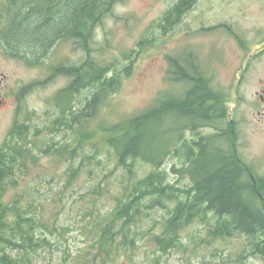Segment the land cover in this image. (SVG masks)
<instances>
[{"label": "trees", "instance_id": "1", "mask_svg": "<svg viewBox=\"0 0 264 264\" xmlns=\"http://www.w3.org/2000/svg\"><path fill=\"white\" fill-rule=\"evenodd\" d=\"M120 1H0V42L11 58L41 64L57 41L73 42L84 53L80 64L53 67L51 78L70 81L53 100L57 117L43 127L16 122L0 147V264H36L41 251L52 247L51 239L64 234L61 205L78 189L85 168L92 165L87 173L93 177L106 166L98 158L105 148L113 152L120 173H105L88 190L93 206L82 214L98 236L73 264H108L121 248L133 251L145 238L160 252L184 249L183 232L197 222L206 235L200 242L244 238L240 263L251 255L264 256V177L240 157L239 122L229 118V98L193 54L170 59L173 70L166 79L180 85L178 94L162 92L137 114L115 124L101 122L98 128L109 123L105 136L92 128L99 110L133 71L135 58L128 57L130 63L120 69L95 55L96 31ZM196 1L180 0L166 14L165 26L177 24ZM86 90L91 97L77 105ZM61 134L64 140L57 141ZM46 157L68 165L66 177L57 178L56 171L38 177L58 180L59 196L41 202L38 188L29 184L15 193ZM170 160L178 164L168 170ZM118 174L121 193L114 196L111 187L103 186ZM173 175L177 180H171ZM183 181L188 184L179 186ZM104 195L113 197L106 215L97 211ZM157 211L166 213L161 225L145 228Z\"/></svg>", "mask_w": 264, "mask_h": 264}, {"label": "rangeland", "instance_id": "2", "mask_svg": "<svg viewBox=\"0 0 264 264\" xmlns=\"http://www.w3.org/2000/svg\"><path fill=\"white\" fill-rule=\"evenodd\" d=\"M179 2L121 0L97 29L95 46L99 51L96 56L120 69L130 63L128 57L135 61L132 75L124 78L118 92L99 110L91 122L92 128L97 127L98 135L105 136L104 129L109 123L115 124L146 109L162 92L178 94L180 85L166 79L168 72L173 70L170 59L188 58L193 54L212 76L214 86L229 98V118L239 122L240 157L258 176L264 177V0H197L177 24L168 28L165 16ZM83 58V51L73 42L57 41L41 64H29L8 56L0 42V82L4 100L0 106V147L16 122L27 121L43 127L57 117L53 100L70 81L64 76L51 78L53 67L77 65ZM91 95V90L84 91L76 104L82 102L84 106ZM103 121L109 123L98 128ZM67 136L70 140V133ZM64 138L61 134L57 141ZM98 158L106 166L96 170L93 177L87 173L92 165L85 168L76 183L78 189L72 194L67 192L69 195L61 205L65 211L59 223L65 232L51 239L52 247L41 251L36 264H73L72 259L78 252L97 239L92 220L82 214L93 206L88 190L95 187L105 173H120L110 149H103ZM175 164H178L176 160H170L166 167L170 170ZM67 169L64 161L56 165L46 157L35 167L30 180L22 183L15 193L29 184L38 188L37 198L41 202L53 195L57 197L61 188L59 181H44V176L39 178L55 171L57 178L66 177ZM171 180L177 178L173 175ZM187 184L183 181L179 186ZM103 187H111L113 195H119L120 174ZM112 202L113 197L104 195L97 204V211L106 215ZM165 216V211L153 213V221L145 228L159 227ZM194 233L196 237L201 236L195 242L189 238ZM205 236L204 225L197 222L183 232L184 249L160 252L150 238H145L137 241L133 251L121 248L108 264H264L263 255H251L245 263H240L239 257L246 244L240 236L200 242Z\"/></svg>", "mask_w": 264, "mask_h": 264}, {"label": "flooded vegetation", "instance_id": "3", "mask_svg": "<svg viewBox=\"0 0 264 264\" xmlns=\"http://www.w3.org/2000/svg\"><path fill=\"white\" fill-rule=\"evenodd\" d=\"M1 92H2V82H0V106H2L4 104V100L1 96Z\"/></svg>", "mask_w": 264, "mask_h": 264}]
</instances>
